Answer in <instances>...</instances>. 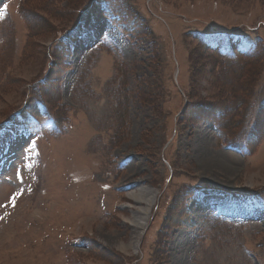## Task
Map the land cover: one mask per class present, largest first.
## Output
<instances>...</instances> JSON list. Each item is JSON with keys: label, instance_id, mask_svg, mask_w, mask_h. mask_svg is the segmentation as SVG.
Returning <instances> with one entry per match:
<instances>
[{"label": "rangeland", "instance_id": "rangeland-1", "mask_svg": "<svg viewBox=\"0 0 264 264\" xmlns=\"http://www.w3.org/2000/svg\"><path fill=\"white\" fill-rule=\"evenodd\" d=\"M2 142L0 264H264V0H0Z\"/></svg>", "mask_w": 264, "mask_h": 264}, {"label": "bare ground", "instance_id": "bare-ground-1", "mask_svg": "<svg viewBox=\"0 0 264 264\" xmlns=\"http://www.w3.org/2000/svg\"><path fill=\"white\" fill-rule=\"evenodd\" d=\"M24 157H25V154L21 153L20 151L18 152L14 148V146L8 143L1 144L0 146V183H3V177H5L7 173H9L8 171H11L10 168L11 167L12 169L14 168L13 165H17L18 167H20L19 165L22 163ZM153 194L140 191L138 195L131 196V198L135 200V202L140 203V204H145L146 206V208L144 209L142 213L137 212V215L135 216L136 218L133 220V227L135 228V230L133 232L132 239H134V241H137L140 239V237L142 236L143 230L145 229V225H146L145 216L147 215L148 209L151 207V204L153 202V198H154ZM147 218L149 217L147 216ZM120 248L125 249L124 245L120 246Z\"/></svg>", "mask_w": 264, "mask_h": 264}]
</instances>
